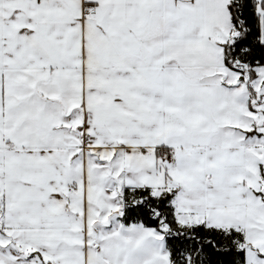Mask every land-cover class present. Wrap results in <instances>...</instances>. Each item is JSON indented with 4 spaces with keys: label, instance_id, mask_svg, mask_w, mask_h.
I'll use <instances>...</instances> for the list:
<instances>
[{
    "label": "snow or ice",
    "instance_id": "snow-or-ice-1",
    "mask_svg": "<svg viewBox=\"0 0 264 264\" xmlns=\"http://www.w3.org/2000/svg\"><path fill=\"white\" fill-rule=\"evenodd\" d=\"M0 264H264V0H0Z\"/></svg>",
    "mask_w": 264,
    "mask_h": 264
}]
</instances>
